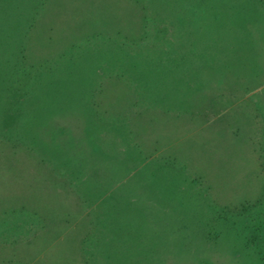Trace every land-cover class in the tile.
Here are the masks:
<instances>
[{"label":"rangeland","instance_id":"374dc122","mask_svg":"<svg viewBox=\"0 0 264 264\" xmlns=\"http://www.w3.org/2000/svg\"><path fill=\"white\" fill-rule=\"evenodd\" d=\"M46 1L25 67L56 61L53 85L19 94L18 46L0 47V264H264V58L248 75L178 47H235L262 0ZM134 51L146 72L159 55L155 89L118 65Z\"/></svg>","mask_w":264,"mask_h":264},{"label":"trees","instance_id":"16d2710c","mask_svg":"<svg viewBox=\"0 0 264 264\" xmlns=\"http://www.w3.org/2000/svg\"><path fill=\"white\" fill-rule=\"evenodd\" d=\"M47 1L46 0H0V47H4L6 45L11 46H18V49L12 54H17L16 58L17 61L12 64V67L17 71V75L13 77L11 80L7 81H14V89H17L16 91L19 92V94H27L30 93L33 88L30 87V81L32 78L37 77L40 72H42L38 77L41 78V81L44 79H51L50 85H53V79L57 76L60 77V73L56 71L57 67L59 66V63L56 61H53L52 63L47 64H41V68L43 69H37L34 65H32V69H28L25 67L26 64V49H25V40L30 37V34H33L34 32L38 31V19L37 17L41 14V11L43 10L44 6H46ZM264 3V0L262 2ZM201 2L191 3L189 7L192 9L191 11L194 13H200L201 7L199 6ZM193 5V6H192ZM257 12L263 16L260 17L263 20V24L258 25V30H254L249 28L248 26L243 30L244 32H239L237 34H233L234 40L233 45L235 47L231 48H222L219 49V41L224 40L223 34H218L217 37H212V34L210 35V44L211 48L200 46L198 43L199 39H195L190 35L183 34L180 36L179 40V49L181 51H189L191 54L196 55L198 60L200 61L201 65H206L209 63V65L213 66L219 63L217 66L221 69L225 70V62L228 57H230V60L228 59V68L231 69L232 65L239 66L238 71L242 69L245 74H251L256 75V67L254 66L258 59L264 58V9H257ZM209 10V8L204 9ZM209 13V12H208ZM252 14L253 12L246 13L244 16L252 21ZM179 24L182 25L181 19H178ZM223 17L214 15V23H222ZM232 24V20H231ZM253 24V22L251 23ZM183 26V25H182ZM230 26H233L230 25ZM252 26V25H251ZM191 34V33H189ZM97 36H100L99 32H96L95 34H91L87 38V44L88 49H82L80 47L79 49L76 48L75 43H71V49L76 52L77 54L72 55L68 59V66L73 65L77 63V61H84L89 62L92 60H96V58H99L98 55H96L95 51L96 48L99 46L101 40L97 39ZM197 38V36H195ZM191 38V40H190ZM54 41L53 38L49 40ZM104 42V39L102 40V43ZM111 42V40H109ZM177 45L178 41L176 40ZM238 44V45H237ZM236 45L238 46L236 48ZM213 47V48H212ZM14 48V47H13ZM236 48V49H235ZM70 49V46L69 48ZM83 50V51H82ZM82 51V52H81ZM81 52V53H80ZM139 52L134 51L133 55H127L124 54L120 56V59L118 60V65L123 68L124 66H132L133 68H138L139 74L144 71V67H146V63L143 60H138L140 57H143L142 55L138 54ZM242 54V56H241ZM80 55V56H79ZM105 57L100 61H108L110 58L111 53L106 52L104 53ZM128 57L131 59V61H128L126 58H122L124 60L121 61V57ZM159 58V55H154L153 58H150L147 60V63L151 64L147 67V79L142 84L146 85L144 88L146 90L148 89H155L156 80H150L152 78H156L150 70L158 67L157 59ZM155 61V62H154ZM172 63V62H171ZM174 63V62H173ZM17 64V65H16ZM60 67V66H59ZM37 69V70H35ZM99 69V66H98ZM104 69V68H103ZM103 69H99V71H102ZM32 70V71H31ZM98 71V70H97ZM91 72L90 75L97 72ZM15 73V70H14ZM75 68H67L66 69V75L67 76H74L76 75ZM125 74V73H124ZM126 75V74H125ZM46 86H49L47 82H45ZM30 87V88H29ZM75 88V87H74ZM88 89V88H86ZM21 90V92H20ZM75 91V90H74ZM154 97V96H153Z\"/></svg>","mask_w":264,"mask_h":264}]
</instances>
